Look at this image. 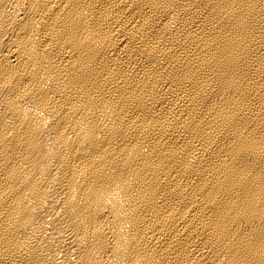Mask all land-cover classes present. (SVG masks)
<instances>
[{
	"label": "bare ground",
	"instance_id": "bare-ground-1",
	"mask_svg": "<svg viewBox=\"0 0 264 264\" xmlns=\"http://www.w3.org/2000/svg\"><path fill=\"white\" fill-rule=\"evenodd\" d=\"M0 264H264V0H0Z\"/></svg>",
	"mask_w": 264,
	"mask_h": 264
}]
</instances>
